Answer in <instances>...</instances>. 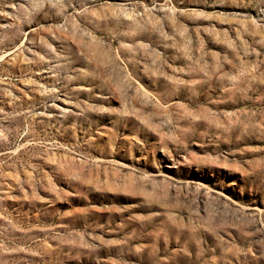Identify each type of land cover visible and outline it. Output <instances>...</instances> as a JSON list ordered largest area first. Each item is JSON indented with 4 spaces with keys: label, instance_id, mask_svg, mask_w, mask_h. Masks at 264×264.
<instances>
[{
    "label": "rangeland",
    "instance_id": "rangeland-1",
    "mask_svg": "<svg viewBox=\"0 0 264 264\" xmlns=\"http://www.w3.org/2000/svg\"><path fill=\"white\" fill-rule=\"evenodd\" d=\"M0 264H264V0H0Z\"/></svg>",
    "mask_w": 264,
    "mask_h": 264
}]
</instances>
